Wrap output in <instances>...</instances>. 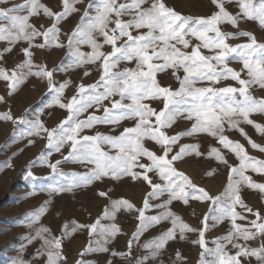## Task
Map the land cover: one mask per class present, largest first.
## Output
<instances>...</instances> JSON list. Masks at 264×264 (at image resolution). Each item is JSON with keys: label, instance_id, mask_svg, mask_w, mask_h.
Returning <instances> with one entry per match:
<instances>
[{"label": "snow or ice", "instance_id": "snow-or-ice-1", "mask_svg": "<svg viewBox=\"0 0 264 264\" xmlns=\"http://www.w3.org/2000/svg\"><path fill=\"white\" fill-rule=\"evenodd\" d=\"M81 2L62 0V10L54 11L41 0L19 3L0 0V41L10 45L0 52V60H3V53L12 50L11 45L20 41L28 43V47L22 49L26 56L24 61L11 70L0 67V80L6 82L8 94L17 91L28 77H40L47 80L48 90L54 93L51 103L45 107L55 105L68 111L66 118L52 128L40 119L43 109L32 119L28 118L30 110H25L20 117L13 116L8 110L0 113V119L26 125V130L19 135L26 138L29 145H33L37 137L46 140L44 150L30 162L25 179H38L31 171V165L39 162L47 165L50 176L68 181L39 189L34 187L30 196L38 191L47 192L49 196L71 192L104 178L121 180L124 177L146 182L150 191L140 208L126 199H112L107 192H100L101 197L109 199L103 216L91 225L73 222L70 231L65 223L60 236L37 225L50 203V200L45 201L28 213L31 231L23 236L24 243L10 264H36L35 260L24 257L28 246L34 242L40 243L35 255L45 258V264H67L63 240L83 229L89 230L90 239L78 253L75 264H93L86 257L94 252H111L112 256L128 260L134 245L145 253L136 258L135 264H152L159 260L169 242L177 239V233L183 240L186 233L191 232L198 234L193 243L202 249L198 264H250L253 257L257 264H264V213L248 206L241 196L242 188L264 193V182L247 174L251 170L264 176V159L250 155L244 144L226 134V129L236 130L251 148L264 153V145L252 140L241 127V124L251 125L264 136V124L251 118L254 113L264 114V97L254 95L256 89L264 90V40L241 28L242 22H256L264 30V0H211L215 10L207 16L183 15L168 6L166 0H99V3L88 0L81 14L76 7ZM228 5H233L235 11L229 10ZM41 13L52 23L38 29L30 19ZM73 13L80 15L79 22L71 33H62L61 22ZM224 25H230L234 31L224 30ZM38 37L42 38V43L36 42ZM240 38L246 39L230 43ZM84 45L91 51H82ZM106 45L111 51H103ZM50 46L66 48L70 62H62L51 70L47 65L34 64L31 49ZM133 61L134 68L120 67L122 63L126 65ZM232 63H239L241 67L236 69ZM88 64L97 65L101 73L99 79L90 85L79 83L76 94L65 98V89L71 81L58 82L54 73ZM169 69L179 83L178 88L163 86L157 79L158 73H167ZM84 74L89 75L87 69ZM228 80L236 85L221 86ZM3 102L5 98L0 95V103ZM153 102L162 107H152ZM89 109L94 111L89 112ZM101 111L102 115L96 114ZM181 118L192 122L191 127L168 134ZM123 121L133 122V125L124 127L118 135L99 131L94 135L84 134L85 130L99 124L119 128ZM201 133L215 138L219 147L209 146L205 153L198 143H180L183 137ZM148 142H154L159 152L147 147ZM177 147L178 151H174ZM223 150L233 154L238 163L229 164ZM54 153L60 154L61 159L53 161ZM191 155H207L229 168L227 185L222 192L211 194L176 168L175 162ZM68 161L79 163L88 170L66 173L60 166ZM8 165L11 166L10 161ZM153 200L160 202L150 203ZM176 200L185 205L190 201L209 205L200 228L191 227L172 210L171 205ZM238 206L242 211H237ZM152 208L159 210L158 213L146 215V210ZM121 210L137 213L139 223L131 234L127 251L112 252L107 245L121 233L119 225L114 223ZM244 213L251 214L254 219ZM105 218L113 223L102 225L101 219ZM210 220L214 222L211 227L224 221L231 225L226 235L212 241L215 247H208L205 239ZM238 220L247 221V224L238 223ZM165 221L171 223L170 228L140 244V237L148 228ZM96 235L100 239H96ZM250 241H259V244L252 247ZM185 260L177 251L175 264H183Z\"/></svg>", "mask_w": 264, "mask_h": 264}, {"label": "rangeland", "instance_id": "rangeland-1", "mask_svg": "<svg viewBox=\"0 0 264 264\" xmlns=\"http://www.w3.org/2000/svg\"><path fill=\"white\" fill-rule=\"evenodd\" d=\"M13 1L17 2V3L22 2V0H13ZM98 1L99 0H95L96 3H99ZM41 2L44 3L46 6L47 5L51 6L52 3L59 4V5L62 4V0H41ZM192 7L201 8L203 10H207L208 11V15H210L209 12L212 13V11L215 10V9H213L214 6L212 5L211 0H203V1L199 0L197 3H195V2L194 3L193 2L190 3L189 2V3H186L185 5L182 4V7H181L182 11L181 12L177 11V12H179V13H181L183 15L195 16L193 14H190L191 13L190 12V8H192ZM228 7H229V10L235 11V8H234L233 5H228ZM82 12H83V10H82ZM77 15L78 14L76 13L75 16H77ZM75 16L73 17V19H70V20L66 21L65 25H63V27H62V30H61L62 33H71V31L74 29V27L76 26V24L79 22V19H80V15L77 16V17H75ZM197 16H200V15H197ZM34 18H35V16L30 19V23L34 24L36 27H38V29L41 28L42 26H43V28H47L52 23V20L50 18L44 16L43 13H41V15L39 17H36V20H34ZM74 20L76 21V23H75ZM68 22L70 24H67ZM226 27L229 28V29H227ZM241 28L244 29V30L253 32L254 34H256L258 39L264 40V30L260 29V27L258 26V24L256 22H247V23H243L242 22L241 23ZM224 30H226V31H234V29H232L230 25H226ZM61 39L62 40L64 39L63 35L61 36ZM244 39H246V38H240L238 40H233V41H230V43H232V42L234 44L235 43H240ZM40 40H42V38L38 37L36 42L37 43H41ZM7 47H10V45H9V43L7 41H0V52H3V49H5ZM27 47H28V43H26L25 41H20V42L16 43L15 45H11V48H12L11 51L14 52L15 56H23L22 49L27 48ZM83 49H86L85 45L82 46L81 50L84 51L85 53H87V51L83 50ZM31 50L32 51H34V50L40 51V50H43V49L33 48ZM58 50L59 51L61 50V51L59 52ZM66 51H67L66 48H59V47L55 46L54 49H53V52H55V53H54V56L52 57L53 58V63L52 64H48V63L44 62L43 60L37 61V62H35V64L36 65H41V64L47 65V68L49 70H51L53 68H56L62 62L63 63L65 62L64 64H68L70 61H69V58L66 56ZM108 51H111V48L109 50H105V52H108ZM206 52H207V50H205V54H206ZM2 63H0L1 66L3 65L2 67L5 66L7 69L11 70V69H14L16 67V65L20 64L21 62L19 60H14L13 63H11V62H4V64H2ZM6 63L9 64V65H7ZM231 66L236 68V69H239L241 67V65L239 63H232ZM83 67H86V65L83 66ZM86 69L89 72V75H87V76H89V77L91 76L92 77V76L96 75V71H97L96 68H87L86 67ZM71 70L72 69H69L67 72H64V71L55 72L54 73L55 80L57 79L56 81L62 82V80L65 77L69 76V73H70ZM83 72L85 73V71H83ZM169 72L167 71V73H165V75L163 77L160 76L157 79L164 86H171V87H173V89H175V88H177L179 83L175 79V77L172 75V71L170 72L171 75H168ZM84 73L81 74L82 75L81 78L87 77ZM97 73H99V76H100L101 73H100L99 70H98ZM64 74H65V76H64ZM57 76H58V78H57ZM62 76H63V78H62ZM99 76H98V78L96 80L99 79ZM71 78H73V77L71 76L70 79ZM161 79H164V80H161ZM33 80L34 81H33V84L31 86V88H33V89L30 88L28 91H24L23 93H20V94H19V92H20V90H19V92L17 93V96H15V97L13 96V94L12 95L8 94V89H7V86H6V82H4L3 80H0V95L4 96V98H5V102L0 103V113L6 112L8 110H11V113H12L13 116L20 117V116H22L25 113V110H30V114H29L28 118L32 119L38 112H40L41 109H43V114L40 116V119L43 120L44 123H46L47 118H49V117L50 118H52V117L56 118V120L54 119V121H56V122L53 121L51 123H48L49 125L47 123L45 124L48 128L55 127L60 121H62L63 119L66 118V116L68 115V111L66 109L59 108L60 110L58 109V111L54 109L56 111V113H55V112H51V111H54V110H52L54 105L51 106L50 109H49V107H45V105L51 103L52 98L54 96V93L50 92L48 90V84H47V80L46 79H42L40 77H36V76L34 77L33 76ZM96 80L91 81V83L90 82L86 83L85 85H90V84L94 83ZM166 83H168V84H166ZM175 83L176 84L178 83V84L176 85ZM70 84H69V87H67L68 89L71 86ZM75 84H76V82H75ZM75 84H73V86H72L73 88H75V90L74 89L72 91L65 90L64 96H66V93L67 94H69V93L71 94V95L69 94L70 96L67 95L65 98H70L71 96L76 94V92H77L76 89L77 88L74 87ZM225 84L236 85V82L231 81V80L224 81V82H222L221 86H223ZM18 94H19V96H18ZM254 95H256L257 97H264V90L256 89L254 91ZM15 99H16V102H15ZM160 107H162V106H160ZM51 113H53L54 115L51 114ZM46 116H47V118H45ZM251 118L254 119L258 123L264 124V114L254 113V114H252ZM180 121H182V119L181 120H179V119L177 120L178 123L176 122L172 126V128L170 130H168V134L172 135V134L177 133L178 131L181 132L180 130L185 131V130H187V128H190L189 126H191L192 122L187 121V120L184 121V119H183L182 122H185L186 124L182 123L180 125L179 124ZM50 124H51V126H50ZM121 126H122L121 131H123L124 127H127V125L126 124L124 125V123H122ZM175 126H177V127L175 128ZM26 127L27 126L24 125V124L16 125V124H14L11 121H5L3 119H0V236L5 235V232H4V227H5L4 221H6V219H8L9 217L13 218V217L16 216V215H9L8 216L7 213L12 212L11 211L12 208L22 207L27 202H31V200H32V202L33 201H37V199L41 200V202L42 201H46L47 199L48 200L50 199L49 197H56V196L61 194V193L60 194L56 193V194H53V195L49 196V194L47 192H39L38 191L36 195H31V196L28 195L30 192L33 191L34 187L39 189L40 187H47L49 185H55L57 183H64L65 182L64 178L50 176L49 173H48V172H50V169L47 167V165L41 164L39 162H37L34 165H31V171L33 172L34 176L37 177L38 179H25L24 178L25 175H26V170L30 166V162L36 160V158L38 157L40 152L42 150H44V146L46 144V142H45L46 140L44 138L37 137L36 138V142L33 145H29L27 143V139L26 138H22L19 135V132L26 130ZM241 127H243L245 129V131L252 138V140H254L258 144L264 145V136H261L255 130V128L253 126L241 124ZM175 129L176 130L179 129V130H177V132H176ZM14 130H15V133H16L15 135H14ZM172 131H174V132L172 133ZM84 134L92 135L89 132H85ZM204 134L203 135L200 134V137L203 136L204 138L202 137L203 140H202V142L199 145L201 147L200 150L202 149V151H204L206 153V151H207L206 149H208V147H209V142L208 141L212 140L213 145L210 142V146H217L218 147V143H217L215 138L212 139V137H210L208 134H205L206 135V137H205ZM226 134L229 136L230 139L237 140L240 143L244 144L245 147L248 149V152H249L250 155L255 156V157L259 158V159H264V153L260 152L258 149L251 148V146L247 143L246 138L243 137L238 131H236V130H230L229 131V130L226 129ZM197 136L199 137V134ZM182 139H181V141H182L181 143H184L183 141H184L185 138L183 137ZM209 139H211V140H209ZM206 140H208V141H206ZM38 144L40 145V147H39ZM150 144L151 145H155L154 142H150ZM156 147H158V146L156 145ZM203 148H204V150H203ZM174 151H178V147L175 148ZM223 151L226 152L225 155H226V158L229 161V164L234 165V164L238 163V160L235 158V156L233 154L228 153L227 150H223ZM64 152L66 154L67 150L65 149ZM55 155H56V153H54L53 156L51 157V159L53 161H55V159L56 160L57 159H61V156L59 158H54ZM231 155H232V157H230ZM205 156H206V158H204ZM205 156L204 157H200V158H199V156H194V155H191V158H190V156H186V157L183 158L182 161L175 162V166L180 171H183L182 169H180V168H182L181 167L182 165L186 166L188 172H191V173L187 172L188 174H186L185 171H183V172L186 175L190 176V178L193 180V182H195L198 186L204 187L211 194L215 195V194H218V193L222 192L224 190V188L226 187L227 181H228L229 168L226 167L225 165H223L220 161H218V160H216L214 158L207 157V155H205ZM194 158H196V159H194ZM203 158H204V160H203ZM201 160H202V162H201ZM9 161H10L11 166L8 165ZM145 161H146V158H145ZM180 163H182V165ZM65 164L68 165V166L66 167ZM71 164L76 165L75 162L68 161L66 163H63L60 167L62 168V170L64 172H66L69 168L73 167V165H71ZM64 165H65L66 168L64 167ZM203 166H204V168H203ZM208 166L211 167V168H209ZM204 170H206V172ZM42 171L43 172L45 171L46 173L45 172L43 173ZM211 171H213V172L211 173ZM209 173H211V175H209ZM247 174H249V175L253 174V179L254 180L260 182V179H261V182H264V176H262L260 174L252 173L251 170H249V173H247ZM195 176L197 178H199V179H203L202 183H199V181H197V179H195L196 178ZM206 176H208V177H206ZM258 176H259V178H258ZM205 178H209V179L205 180ZM134 181L138 184L139 187H142V188H138L137 187V191H135L134 192L135 194H133V196L130 198V202L133 203L134 205H136L137 208H140V207H143L144 198L146 196V195H144L142 193L143 192L142 189H147V193H148L150 191V186L146 182H144L142 180L141 181L134 180ZM207 181H209V183ZM247 189L248 188H246V189L242 188L243 191L241 192L242 199L243 200L245 199L244 202L247 203L248 206H250V202L249 201L251 200V196H252L253 193H256V195L258 196L257 200L260 202L259 203L260 205H259L258 209H260V210L264 209V207H261L262 205L264 206V198H263L264 197V193H260L259 191L257 193L255 189H251V190L250 189L247 190ZM215 190H217V191H215ZM249 190H250V192H249ZM137 194H138V200H139L138 202H140V203L137 202V198L135 197V196H137ZM261 194H263V195H261ZM243 196H244V198H243ZM261 196H262V198H261ZM119 197H116L115 199H120L121 197L120 198ZM164 198H166V197H164ZM260 200L263 201V202H261ZM159 202L160 201H154V200L150 201V203H159ZM98 203H97L98 206H96L94 210L90 211V215L93 214L94 217H93V215H91L93 218H91V216H90V219H92V220H91V222L88 225H91V224L95 223V221L98 218H101L103 216V212H104L105 207L102 208V206L100 207V205L102 204L104 206L105 204H103L102 202H98ZM179 203H180V205H179ZM193 204H194V206L196 208V213L191 214V205H193ZM41 205L42 204H39L37 206V208H39ZM174 205L175 206L177 205V206L175 207ZM181 205H183V206H181ZM196 205H198V208L196 207ZM208 207H209V205L207 203L199 202V201H190V203L188 205H185L182 201L176 200V201H173V203L171 205L172 210L175 212L178 209L176 211V214L179 215L181 213L182 215L180 214L181 216L180 215L179 216L183 219V221H185L187 224H189L193 228H200L201 227V223L199 221L200 220V215L201 214L204 215L207 212ZM54 209H55V207L51 208V207L48 206L46 213L41 218L47 219V220H49V222H52L54 220L55 223H58L60 220H59V218L54 216V211H55ZM30 210L31 209H29V208H25L24 213H29ZM237 211H242V209L238 206L237 207ZM122 212L123 213L125 212L124 214H126L128 211H122ZM80 213L83 215L82 211L81 212H77L76 214H74V216H73L74 219L73 220L75 222V219L77 218L76 219L77 222L81 221V223L78 222L79 224L86 225L85 223H82V222H84L85 215H83V217H82V215ZM118 213H117L116 217L119 216ZM157 213H158V210H155V208L146 210V215H156ZM244 214L247 215L249 217V219H254V217L251 216V214H249V215L247 213H244ZM95 215H96V219H94ZM126 215H127V217H126L127 219H125V221L122 220L121 223H120L119 219L116 220V218H115L114 223H116L117 225H120L121 227L120 226L119 227H120V229L122 231L114 239H111L110 242L107 245V247H109V249L112 252H126L127 251L128 241L131 238V235H130V237L128 236V233L130 231L129 229L133 228V230L131 232V234H132L136 230V227H137L136 225H138V223H139L137 218H136L137 217V213L131 212V213L126 214ZM133 216H134V218H133ZM81 217H82L83 221L81 220ZM48 218H50V219H48ZM102 220H101L102 225H109V224L113 223V221L110 220V219H106L105 218V219H102ZM104 221H105V223H103ZM167 222L168 221H165L164 223H167ZM240 222L242 224H244L243 222H245L247 224V221H240L239 220L238 223H240ZM164 223L163 224L162 223L159 224L161 227L159 225H158V227H156V225L152 226L153 228L150 227L148 230H149V232L151 231V234L148 233V230H147V231L144 232L145 233L144 235H146L148 233L147 235L150 234L151 236L157 237L163 231H166L168 228L171 227V223L170 222H168V224H166V225ZM210 223L212 225L214 222L210 221L209 225H210ZM223 223L224 224L227 223V224L224 225ZM223 223L217 224L215 227H211V225H210L209 230L205 233V239L208 242V247H215V245L212 243V241H214V235H215L216 232H218V231H223L224 232L225 231L224 235L227 234V232H228V230L230 229L231 226L229 225V222H227V221L223 222ZM218 225L221 228H219ZM51 226L52 225H50L49 228L51 229L52 234L54 236H60L61 234L59 235L57 233L56 228H53ZM125 226H127V229H128L127 233H126V231L124 229ZM224 226H225V228H223ZM13 227H15V228L19 227V223L15 224V225H12V227H8L7 228L8 230H5L6 233L12 232L13 231ZM159 227H160V229H159ZM151 228L154 229L153 231H155V230H157V231L152 234L153 231H152ZM158 230H159V232H158ZM84 231L86 232L87 229L86 230L83 229L82 231L81 230H77L75 232V240H74L73 244L70 245L71 247L68 250H65V249H64L65 251L63 250L64 255L67 256V264H75V261L78 259V253L89 243V239H90L89 230L87 231L88 233L87 232L84 233ZM80 232H82V233H80ZM197 236H198V234L194 233V232L186 233V237L187 238H185L183 240L179 239V236H177L176 240L171 241L173 243L169 242L168 245H169L170 248H168V247L166 248V251L163 252V253H165V252L166 253L163 256L165 257L167 255V256H169V258H171V252L173 251L172 249H173V246L175 245V243L181 241V244H183V242L187 241L186 243H184L186 247L184 246L183 250L179 251L181 254H182L181 251H183L182 256H185L186 260L188 261L187 262L185 260L186 262L184 261L183 264H186V263L188 264L189 262H190L189 264H198V261H199V258H200L199 254L202 251V249H201V247L199 245L193 243V241L198 239ZM124 237H125V239H124ZM81 238H83V240ZM188 238H189L190 241L188 240ZM96 239H100L99 235H96ZM178 239H179V241H177ZM191 239H192V241H191ZM84 240L85 241L87 240V241L85 242ZM190 242H192V243H190ZM63 243H64V240H63ZM249 243H250L251 246H253V245L255 246V241H253V242L250 241ZM74 246H76L78 249L76 247H74ZM133 247H134V251L132 253V257L130 259H128V260H125L121 256H112L111 252H109V253L94 252V253L88 254V256L86 258L88 260L92 261L93 264H108L109 260L112 261V264H116V263L117 264L118 263L119 264H135L136 258L141 256V255H143L144 254V252H143L144 250L142 248H140V247L136 249L135 245ZM187 248H189V249H187ZM72 249H74V250H72ZM5 251L6 250L3 247L0 248V264H10V260H11L10 256ZM187 252L190 255H188ZM17 253H18V250L15 249L12 252L13 255H11V258L16 257ZM169 253H170V255H169ZM163 256H161L162 258L160 257L159 260H161L164 264H168L166 262H168L170 260L168 259V257H165V259H164ZM71 258L73 260H71ZM251 260H253V261H251ZM255 260H256L255 258H251L250 259V264H256L257 261L254 262ZM116 261H118V262H116ZM123 261H126V262H123ZM104 262H106V263H104ZM246 264H249V262H246Z\"/></svg>", "mask_w": 264, "mask_h": 264}, {"label": "bare ground", "instance_id": "bare-ground-1", "mask_svg": "<svg viewBox=\"0 0 264 264\" xmlns=\"http://www.w3.org/2000/svg\"><path fill=\"white\" fill-rule=\"evenodd\" d=\"M199 0H166V2H167V4H168V6H170V7H172V8H174L176 11H179V12H181L182 11V9H181V7H182V4H186V3H191V2H195V3H197ZM203 1V0H202ZM14 2V1H13ZM54 2V1H53ZM57 2V1H56ZM99 2V1H98ZM88 4V0H82V2L81 3H78V4H76V7L77 8H79L80 9V12L82 13V10H84L83 8L84 7H86V5ZM49 8H51V9H53L54 11H58V10H62V8H63V4H61V5H59V4H55V3H52L51 4V6H49V5H47ZM198 6V5H197ZM186 8V7H185ZM213 9H214V7H213ZM190 14H193V15H195V16H197V15H200V16H206V15H208V11L207 10H203V9H201V8H194V7H192V8H190ZM209 14H211L210 12H209ZM76 15V13H73V14H71L69 17H67V19L66 20H64V21H62L61 22V24H60V27H61V30H62V27H63V25H65V23H66V21L67 20H70V19H73V17ZM77 16H79V14L77 15ZM77 16H75V17H77ZM125 19H127V17H125ZM34 20H36V17L34 18ZM78 20V19H77ZM73 21V20H72ZM75 21V20H74ZM75 23H76V21H75ZM67 24H70L69 22L67 23ZM68 26V25H67ZM225 26L226 25H224L223 26V28H225ZM38 28V27H37ZM227 28V27H226ZM227 29H229V28H227ZM41 41V43L43 42V40H40ZM26 42V41H25ZM27 43V42H26ZM233 43V42H232ZM54 47L55 46H50V47H46V48H44L43 50H40V51H36V50H34L33 51V53H34V56H33V61H34V64H35V62H37V61H40V60H43L44 62H46V63H48V64H52L53 63V56H54V53L55 52H53V49H54ZM85 48L86 49H83V50H86L87 52H90L91 51V48L89 47V46H87V45H85ZM111 47L110 46H105L104 47V49H103V51H105V50H109ZM57 50V49H56ZM63 50V49H62ZM59 51V50H58ZM61 51V50H60ZM59 51V52H60ZM57 53V52H56ZM40 54V55H39ZM206 54H208L207 52H206ZM59 55V54H58ZM26 59V56H25V54L23 53V56H15V54H14V52H12V51H10V52H5V53H3V60H0V63H2V64H4V62H11V63H13L14 62V60H19L20 62H22V61H24ZM58 61V60H57ZM56 61V62H57ZM67 62V61H66ZM65 63V62H64ZM7 64V63H6ZM7 65H9V64H7ZM1 66V65H0ZM3 66V65H2ZM1 66V67H2ZM125 66H127V67H129V68H134L135 67V62L133 61V62H130V63H127L126 65L124 64V63H122L121 65H120V67L121 68H123V67H125ZM86 67L87 68H96V70H97V65H94V64H88V65H86ZM86 67H80V68H76V69H72L71 71H70V73H69V76L68 77H65L63 80H62V82H64V81H71V86H70V88L68 89V88H66L65 90H68V91H72L73 89L75 90V88H73L72 86H73V84H75V82H76V84L74 85V87H76L77 88V84H79V83H81V82H83L84 84H86V83H91V81H94V80H96L97 78H98V76H99V73H97L98 72V70L96 71V75L95 76H87V77H84V78H81V74H83L84 72L83 71H85V69H86ZM4 68H6L5 66H4ZM171 69H169L168 70V72L170 71ZM94 71V70H93ZM172 71V70H171ZM170 71V72H171ZM65 72V71H64ZM170 72L168 73V75H171L170 74ZM92 73V72H91ZM165 75V73H158L157 74V78L158 77H163ZM59 76V75H58ZM58 76H57V78H58ZM64 76H65V74H64ZM73 77V78H71L70 79V77ZM167 76V75H166ZM35 77V76H34ZM170 77V76H169ZM173 77V76H172ZM62 78H63V76H62ZM167 78V77H166ZM169 79V78H168ZM174 79V78H173ZM57 80V79H56ZM161 80H164V79H161ZM172 80V79H171ZM33 76H30V77H28V79L22 84V85H20V87L18 88V90L17 91H15L14 93H13V96L15 97V96H17V93L19 92V90H20V92H19V94L20 93H23L24 91H28L30 88H31V86H32V84H33ZM168 82V81H167ZM172 82V81H171ZM176 82V81H175ZM39 83V82H38ZM41 84V83H40ZM39 84V85H40ZM166 84H168V83H166ZM176 84V83H175ZM178 84V83H177ZM176 84V85H177ZM44 85V84H43ZM161 85H163V84H161ZM164 86V85H163ZM178 86H179V84H178ZM178 86H177V88H178ZM69 87V86H68ZM173 88V87H172ZM6 89V88H5ZM31 89H33V88H31ZM77 90V89H76ZM67 91V92H68ZM75 92V91H74ZM27 93V92H26ZM5 94V93H4ZM19 94H18V96H19ZM70 94V93H69ZM69 94H67L66 93V96L68 95V96H70ZM12 95V94H11ZM73 95V94H72ZM66 96H64V97H66ZM13 97V98H14ZM21 97V96H20ZM23 99V98H22ZM12 100V99H11ZM21 101V100H20ZM14 102V101H13ZM15 102H16V99H15ZM105 103H107V102H105ZM152 107H154V108H157V109H159L160 108V106H162L161 104H159L158 102H153L152 103V105H151ZM60 107L59 106H53V109L52 110H57L58 111V109H59ZM49 109H50V107H49ZM51 111V112H55L56 113V111ZM60 110V109H59ZM62 111V110H61ZM92 111H94L93 109H89V112H92ZM63 112V111H62ZM51 114H53V113H51ZM58 114V113H57ZM96 114L97 115H102V111L101 112H96ZM54 115V114H53ZM61 115V114H60ZM59 115V116H60ZM87 115V113H85L84 114V116H86ZM50 116V115H49ZM58 116V115H57ZM84 116H81V119L82 118H84ZM52 117V116H51ZM55 117V116H54ZM45 118H47V116L45 117ZM54 119L56 120V118H47V121H46V123L48 124V123H51V122H53L54 121ZM182 119V121H183V118H181ZM181 119H179V120H181ZM59 120V119H58ZM57 120V121H58ZM182 121H180V125L182 124V123H185V122H182ZM184 121H185V119H184ZM54 122H56V121H54ZM177 122V121H176ZM45 123V124H46ZM122 123H124V125L126 124L127 125V127H131L132 125H133V122H130V121H123V122H121V124ZM178 123V122H177ZM53 124V123H52ZM178 124V125H179ZM186 124V123H185ZM49 125V124H48ZM50 126H51V124H50ZM49 126V127H50ZM184 126V125H183ZM177 126H175V128H176ZM189 127H191V126H189ZM184 128V127H183ZM186 128V127H185ZM121 129H122V126H120L119 128H113V126H111V125H105V124H99V125H96L93 129H88V130H85V132H89V133H91L92 135H94L95 134V132H97V131H99V132H101V133H105V134H110V135H118L119 134V132H121ZM188 129V128H187ZM176 130V129H175ZM177 130H179V129H177ZM177 130H176V132H177ZM185 130V129H184ZM180 131H182V130H180ZM174 131H172V133H173ZM179 132V131H178ZM177 132V133H178ZM202 135L204 134V133H201ZM201 135V136H202ZM205 135V134H204ZM203 137V136H202ZM202 137H200V134H199V137L197 136H195V137H184L185 139H184V143H198V144H200L201 142H202ZM205 137H206V135H205ZM204 138V137H203ZM208 139V138H207ZM213 139V138H212ZM183 140V139H182ZM205 140V139H204ZM209 140H211V139H209ZM40 141V140H39ZM206 141H208V140H206ZM215 141V140H214ZM44 142V141H43ZM46 142V141H45ZM44 142V143H45ZM182 141H180V143H181ZM209 142V146H210V142H211V144L213 145V143H212V140L211 141H208ZM41 143V142H40ZM39 145V144H38ZM146 146L147 147H149L150 149H152V150H154V151H157V152H159V147H156V144L155 145H151L150 144V142H148L147 144H146ZM39 147H40V145H39ZM208 147V146H207ZM206 147V148H207ZM218 147H219V145H218ZM201 148V147H200ZM205 148V149H206ZM203 150H204V148H203ZM207 150V149H206ZM201 151H202V149H201ZM226 153V152H225ZM195 156V155H194ZM60 157V154H56L55 155V157L54 158H59ZM193 157V156H192ZM204 157V156H203ZM230 157H232V155L230 156ZM190 158H191V156H190ZM199 158H200V156H199ZM204 158H206V156L204 157ZM204 158H203V160H204ZM189 159V158H188ZM194 159H196V158H194ZM56 160V159H55ZM232 160V159H231ZM201 162H202V160H201ZM204 162V161H203ZM76 163V162H75ZM181 165H182V163H180ZM66 165V164H65ZM65 165H64V167H65ZM71 165H73V164H71ZM180 165V166H181ZM188 165V164H187ZM202 165V164H201ZM68 165H66V167H67ZM205 166V165H204ZM204 166H203V168H204ZM63 167V166H62ZM65 167V168H66ZM70 167V166H69ZM89 167H91V166H89ZM182 168H180V169H182L183 171H185V173L186 174H188V173H191V172H188V170H187V167L186 166H181ZM206 167V166H205ZM209 167V166H208ZM209 168H211V167H209ZM68 169V168H67ZM207 169V168H206ZM88 169L87 168H85L84 166H82L81 164H79V163H76V165H73V167H71V168H69L67 171H66V173H72V172H77V173H83V172H85V171H87ZM212 170V169H211ZM205 172H206V170H204ZM208 171V170H207ZM43 172V171H42ZM45 172V171H44ZM43 172V173H44ZM188 172V173H187ZM213 171H211V173H212ZM42 173V174H43ZM46 173V172H45ZM49 173V172H48ZM193 173V172H192ZM204 173V172H203ZM249 173V172H248ZM206 174V173H205ZM191 175V174H190ZM202 175V174H201ZM192 176V175H191ZM252 176H253V174H252ZM190 177V176H189ZM196 177V176H195ZM206 177H208V176H206ZM255 177V176H254ZM257 177V176H256ZM258 178H259V176H258ZM195 179H197V181H199V183H202V180L203 179H199V178H195ZM207 179H209V178H205V180H207ZM258 180V179H257ZM141 181V180H140ZM221 181V180H220ZM68 181L67 180H65V182L64 183H67ZM208 183H209V181H207ZM260 182H261V179H260ZM225 183V182H224ZM142 185V184H141ZM137 187L138 188H142V187H139L138 186V184L134 181V180H132V179H130V178H128V177H124V178H122L121 180H113V179H111V178H104V179H102V180H98V181H94L92 184H89V185H87V186H82V187H79V188H76V189H74L73 191H71V192H63V193H59L60 195H58V196H56V197H49L50 199V203H49V207H51V208H53V207H55V211H54V216H56L57 218H59V222L58 223H55L54 222V220L52 221V222H49V220H47V219H44V218H41L40 219V221H38L37 222V225L39 226V225H43V226H45V227H47V228H49V226L50 225H52L51 227H53V228H56V230H57V233L60 235L61 233H62V229H63V226L65 225V223H67L68 224V226H69V231H70V229H71V227H72V225H73V222H74V214H76L77 212H83V215H85V218H84V222H82V223H85L86 225H88L90 222H91V220L92 219H90V216L91 215H93V214H91L90 215V211L91 210H94L95 209V207L96 206H98V202H102L103 204H105L104 206L101 204L100 205V207L102 206V208H104L106 205H108L109 204V199L108 198H105V197H101L98 193H100V192H107L108 193V196L109 197H111L112 199H115L116 197H121V198H123V199H126V200H128V201H130V198L133 196V194H135L134 192L135 191H137ZM244 189H246V188H244ZM248 190V189H247ZM251 190V189H250ZM250 190H249V192H250ZM142 193L144 194V195H146L147 194V189H142ZM215 191H217V190H215ZM243 190H241V192H242ZM256 192L258 193V191L256 190ZM261 193V192H260ZM49 194V193H48ZM140 195V194H139ZM261 195H263V194H261ZM251 196V195H250ZM256 196V197H255ZM119 197V198H120ZM136 198H137V202L139 201L138 200V194H137V196H135ZM257 195H256V193H253L252 194V196H251V200L249 201L250 202V206L251 207H253V209H258L259 208V201L257 200ZM243 198H244V196H243ZM261 198H262V196H261ZM264 198V197H263ZM247 199V198H246ZM48 200V199H47ZM46 200V201H47ZM245 200V199H244ZM263 200V199H262ZM155 201V200H154ZM261 201V200H260ZM31 202H32V200H31ZM31 202H27L24 206H22V207H15V208H12V212H9V213H7L8 214V216L9 215H16L15 217H13V218H8V219H6V221H4V224H5V227H4V232H5V235H2V236H0V248L1 247H3L6 251V253L10 256V259H12L11 258V255H13L12 254V252L15 250V249H17L18 251H19V248H20V245H21V243H24V241H23V236H25V235H27L31 230L29 229V227H28V224H29V220L27 219V215H28V213H24V210H25V208H29V209H31L30 210V212H32V211H34V210H36L37 209V206L39 205V204H43L45 201H42L41 202V200H38L37 199V201H33L32 203ZM247 202V201H246ZM261 202H263V201H261ZM98 203V204H97ZM138 203H140V202H138ZM196 203V202H195ZM178 204V203H177ZM247 204V203H246ZM249 204V203H248ZM179 205H180V203H179ZM175 206V205H174ZM177 206V205H176ZM175 206V207H176ZM181 206H183V205H181ZM196 207L198 208V205H196ZM261 207H264L263 205L261 206ZM183 208V207H182ZM181 208V209H182ZM101 209V208H100ZM180 209V208H179ZM155 210H157V209H155ZM178 210V209H177ZM176 210V211H177ZM184 210V209H183ZM77 211V212H76ZM101 211V210H100ZM122 211H124V210H121L119 213H118V215L119 216H117L116 217V220L117 219H119V221H120V223H121V221L123 220V221H125V219H127L126 217H127V215L126 214H129V213H131V212H127L126 214H124ZM159 211V210H158ZM176 211H175V213H176ZM186 211V210H185ZM29 212V213H30ZM181 212V211H180ZM12 213V214H11ZM135 213V212H134ZM194 213H196V208H195V206H194V204L193 205H191V214H194ZM262 213H264V209H262ZM81 214V213H80ZM102 214V213H101ZM153 214V213H152ZM181 214V213H180ZM179 214V215H180ZM185 214V213H184ZM187 214V213H186ZM82 215V214H81ZM83 215H82V217H83ZM182 215V214H181ZM180 215V216H181ZM249 215V214H248ZM82 217H81V220H82ZM93 217H94V215H93ZM92 216H91V218H93ZM129 217V216H128ZM133 218H134V216H133ZM191 218V217H190ZM202 218H203V215L201 214L200 215V223H201V221H202ZM252 218V217H251ZM48 219H50V218H48ZM77 219V218H76ZM76 219H75V223L77 222L76 221ZM94 219H96V215H95V218ZM130 219V218H129ZM128 219V220H129ZM102 220V219H101ZM131 220V219H130ZM135 220V219H134ZM183 220V219H182ZM194 220V219H193ZM83 221V220H82ZM103 221V220H102ZM211 221V220H210ZM209 221V222H210ZM241 221V220H240ZM79 223H81V221H78ZM77 222V223H78ZM132 222V221H131ZM185 222V221H184ZM189 222V221H188ZM197 222V221H196ZM224 222H226V221H224ZM228 222V221H227ZM238 222H239V220H238ZM19 223V227H13V231L12 232H10V233H6V231L5 230H8L7 228L8 227H12V225H15V224H18ZM51 223V224H50ZM78 223V224H79ZM103 223H105V221L103 222ZM135 223V222H134ZM164 222H162V224H163ZM190 223V222H189ZM241 223V222H240ZM244 224H246L245 222H243ZM50 224V225H49ZM102 224V223H101ZM108 224V223H107ZM128 224V223H127ZM165 225L166 224H168V222L167 223H164ZM221 224V223H220ZM224 224V223H223ZM225 224H227V223H225ZM224 224V225H225ZM122 225V224H121ZM124 225V224H123ZM129 225V224H128ZM210 225H211V223H210ZM230 225V224H229ZM120 226V225H119ZM130 226V225H129ZM137 226V225H136ZM160 226V225H159ZM194 226V225H193ZM202 226V225H201ZM219 226V225H218ZM217 226V227H218ZM228 226V225H227ZM231 226V225H230ZM121 227V226H120ZM156 227H158V225H156ZM161 227V226H160ZM160 227H159V229H160ZM153 228V227H152ZM151 228V229H152ZM163 228V227H162ZM219 228H221L220 226H219ZM223 228H225V226L223 227ZM50 229V228H49ZM125 231H126V233L128 232L127 230V226H125ZM123 229V230H124ZM149 229V228H148ZM86 230V229H85ZM130 231H129V233H128V236L130 237V235H131V232H132V230H133V228H131V229H129ZM154 229H152V231H153ZM211 230V229H210ZM218 230V229H217ZM55 231V230H54ZM82 231V230H81ZM88 231V230H87ZM86 231V232H87ZM122 231V230H121ZM157 230H155V231H153L152 232V234L154 233V232H156ZM85 231H84V233H86ZM158 232H159V230H158ZM225 232V231H224ZM224 232L223 231H218V232H216L215 233V235H214V240L217 238V237H221V236H223L224 235ZM3 233V232H2ZM56 233V232H55ZM80 233H82V232H80ZM83 233V234H84ZM88 233V232H87ZM148 233H150L151 234V231L149 232V230H148ZM147 233V234H148ZM145 234V233H144ZM143 234V236H141L140 237V244L142 245L145 241H148V240H151V239H153L154 238V236H151L150 234L149 235H144ZM160 234V233H159ZM212 235V234H211ZM78 236V235H77ZM82 236V235H81ZM159 236V235H158ZM177 236H179V233H177ZM192 236V235H191ZM83 237V236H82ZM198 237V236H197ZM79 238V237H78ZM87 238V237H86ZM123 238V237H122ZM187 238V237H186ZM82 240H83V238H81ZM88 239V238H87ZM124 239H125V237H124ZM193 239V238H192ZM192 239H191V241H192ZM74 240H75V233H72L70 236H68V237H66L65 239H64V243H63V250L65 249V250H68L71 246L70 245H72L73 244V242H74ZM187 240V239H186ZM188 240H189V238H188ZM85 241V240H84ZM87 241V240H86ZM85 241V242H86ZM124 241V240H123ZM177 241H179V239L177 240ZM185 241V240H184ZM190 241V240H189ZM212 241V240H211ZM187 242V241H186ZM186 242H183V244H181V241L180 242H177V243H175V245L173 246V251L171 252V258H169V256H165V257H168V259L170 260V261H168V262H166V263H168V264H175V260H176V253H177V251H180V250H183V247L185 246V244L184 243H186ZM253 242V241H252ZM170 243H173V242H171L170 241ZM190 243H192V242H190ZM123 244V243H122ZM258 244H259V241H255V246L257 247L258 246ZM124 245V244H123ZM187 245V244H186ZM80 246V245H79ZM85 246V245H84ZM125 246V245H124ZM254 246V245H253ZM252 246V247H253ZM254 246V247H255ZM40 247V243L39 242H34V244L33 245H29L28 246V249H27V252L24 254V257L26 258V259H30V260H35L36 261V264H45V258H43V257H38V256H36L35 255V253H36V249H38ZM73 247V246H72ZM74 247H76V246H74ZM122 247V246H121ZM136 247V249L137 248H139V247H137V246H135ZM168 248H170L169 247V245L167 246ZM186 247V246H185ZM190 247V246H189ZM77 248V247H76ZM172 248V247H171ZM78 249V248H77ZM187 249H189V248H187ZM191 249V248H190ZM64 250V251H65ZM72 250H74V249H72ZM185 250V249H184ZM192 250V249H191ZM117 251V250H116ZM164 251H166V249L164 250ZM168 251V250H167ZM144 252V251H143ZM170 252V251H169ZM182 252V254H183V251H181ZM64 253V252H63ZM70 253V252H69ZM166 253V252H165ZM165 253H162V255L161 256H163ZM188 253V252H187ZM145 254V253H144ZM169 255H170V253H169ZM188 255H190L189 253H188ZM8 257V256H7ZM67 257V256H66ZM164 257V256H163ZM165 257H164V259H165ZM183 257H185V256H183ZM15 258V257H14ZM162 258V257H161ZM186 258V257H185ZM254 258V257H253ZM9 259V260H10ZM71 260H73L72 258H71ZM160 261L161 260H158V261H155V262H152V264H160ZM164 261V260H163ZM187 261V260H186ZM185 261V262H186ZM251 261H253V260H251ZM72 262V261H71ZM116 262H118V261H116ZM123 262H126V261H123ZM188 262V261H187ZM254 262H256V260L254 261ZM104 263H106V262H104ZM190 263V262H189ZM188 263V264H189ZM117 264V263H116ZM119 264V263H118ZM164 264V263H163ZM187 264V263H186ZM257 264V263H256Z\"/></svg>", "mask_w": 264, "mask_h": 264}]
</instances>
